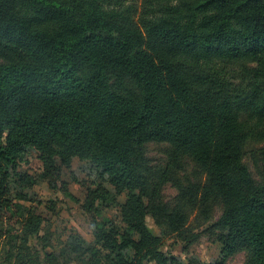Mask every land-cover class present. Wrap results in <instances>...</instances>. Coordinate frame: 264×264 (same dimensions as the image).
Wrapping results in <instances>:
<instances>
[{
    "label": "trees",
    "instance_id": "1",
    "mask_svg": "<svg viewBox=\"0 0 264 264\" xmlns=\"http://www.w3.org/2000/svg\"><path fill=\"white\" fill-rule=\"evenodd\" d=\"M248 141H264V0H0V212L21 215L1 264H66L47 250V222L10 197L34 185L17 170L27 149L52 187L59 166L95 165L114 194L88 191L87 213L126 193L122 228L93 218L91 243L69 236L75 264H171L146 217L185 250L214 201L212 264L239 248L264 264V175L242 161ZM148 143L171 148L165 168L148 165ZM181 156L201 178L172 174Z\"/></svg>",
    "mask_w": 264,
    "mask_h": 264
},
{
    "label": "rangeland",
    "instance_id": "2",
    "mask_svg": "<svg viewBox=\"0 0 264 264\" xmlns=\"http://www.w3.org/2000/svg\"><path fill=\"white\" fill-rule=\"evenodd\" d=\"M261 148H264V141H248L242 149V161L257 183L262 182L264 175V164L257 153ZM143 152L149 166L163 169L168 164L171 148L166 144L148 143L143 147ZM252 156L256 158L254 161ZM57 165H59L58 161ZM59 167L60 181L52 187L47 180L40 178L42 165L38 153L32 149H27L22 160L18 163L17 170L20 173L28 174L35 181L34 185L22 191L27 198L26 201H17L14 196L19 188L11 184L10 197L13 202H18L25 208H34L36 214L47 222L46 230L48 231L46 233L49 238L47 250L53 252L59 262L75 264L71 260L72 256L63 251L69 236L75 235L91 243L93 241V218L99 221H110L116 227L122 228L119 206L125 203L126 193L123 192L117 196L119 206L98 207L99 214L87 213L83 205L88 191L97 190L98 186H101L114 194V189L107 183L105 177L100 175L95 165L87 161H79L75 158L68 168ZM170 169L177 178L190 182L194 181L195 178H201L196 164L187 156L177 157V165L171 166ZM161 194L164 200H169L176 195V190L170 183H166ZM220 212V204L214 201L210 221L194 230L198 234V238L185 250L173 236L162 235L150 215L146 217V226L154 236L161 238L160 249L168 259L173 261L171 264H212L220 258L221 246L217 242L219 232L212 228V224L216 222ZM17 220H21L19 213H5L3 210L0 212V234L5 236L0 238V264L7 248L10 247L9 243L12 242L8 236H14L20 231V224ZM29 244L41 243L36 238L31 237ZM224 264L254 263L251 261L248 252L239 248L226 258Z\"/></svg>",
    "mask_w": 264,
    "mask_h": 264
}]
</instances>
